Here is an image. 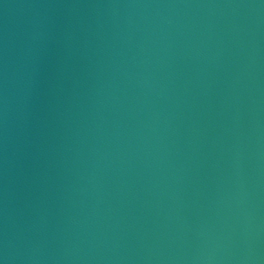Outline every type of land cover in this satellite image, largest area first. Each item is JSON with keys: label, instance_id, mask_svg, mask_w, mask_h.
Here are the masks:
<instances>
[{"label": "water", "instance_id": "obj_1", "mask_svg": "<svg viewBox=\"0 0 264 264\" xmlns=\"http://www.w3.org/2000/svg\"><path fill=\"white\" fill-rule=\"evenodd\" d=\"M0 264H264V0H0Z\"/></svg>", "mask_w": 264, "mask_h": 264}]
</instances>
